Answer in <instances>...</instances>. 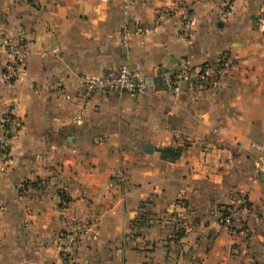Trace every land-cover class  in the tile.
I'll use <instances>...</instances> for the list:
<instances>
[{
  "label": "crops",
  "instance_id": "1",
  "mask_svg": "<svg viewBox=\"0 0 264 264\" xmlns=\"http://www.w3.org/2000/svg\"><path fill=\"white\" fill-rule=\"evenodd\" d=\"M186 1L189 19L176 0L136 7L126 50L122 0H0V264H264V0ZM224 55L212 86L163 84ZM123 65L149 93L83 96L82 77ZM237 194L246 236L220 222Z\"/></svg>",
  "mask_w": 264,
  "mask_h": 264
},
{
  "label": "built area",
  "instance_id": "2",
  "mask_svg": "<svg viewBox=\"0 0 264 264\" xmlns=\"http://www.w3.org/2000/svg\"><path fill=\"white\" fill-rule=\"evenodd\" d=\"M122 12L127 18V26L121 34L122 46L128 50L130 48V32L128 26L131 22V14L133 10L145 4V0H122ZM176 5L182 11L184 18H190V6L186 0H176ZM230 15V12L227 13ZM133 21V20H132ZM161 27V19L158 18L155 25L150 28H142L144 33L156 34ZM140 29V28H139ZM141 30V29H140ZM11 56H14L8 64L6 70V78L8 80H16L20 76V65L24 60L25 53L18 49H10ZM231 65V60L224 55L220 61L214 65L207 64L200 67H192L188 64H183L175 74L164 76L163 84L166 87L174 89L182 83H189L195 88H203L216 84L228 71ZM82 93L85 98H91L100 93H115L119 95H144L150 92L151 87L143 80L139 79L132 73L128 66L123 65L109 70L101 77L84 76L81 78ZM10 123L9 118H5L0 123V172L7 170L10 149L8 144L7 129ZM218 153L221 156V161L226 166H232L235 160V152L226 147L218 148ZM209 154L208 152L206 155ZM259 173H264V161L260 160L255 164ZM120 184L124 183L123 177L119 178ZM250 215V202L245 194H237L231 204L223 209L221 225L233 236H246L248 234ZM64 264H70L69 260L65 259Z\"/></svg>",
  "mask_w": 264,
  "mask_h": 264
},
{
  "label": "trees",
  "instance_id": "3",
  "mask_svg": "<svg viewBox=\"0 0 264 264\" xmlns=\"http://www.w3.org/2000/svg\"><path fill=\"white\" fill-rule=\"evenodd\" d=\"M162 157L165 160H170V161H176L180 158L181 156V151H173V150H161L160 151Z\"/></svg>",
  "mask_w": 264,
  "mask_h": 264
},
{
  "label": "rangeland",
  "instance_id": "4",
  "mask_svg": "<svg viewBox=\"0 0 264 264\" xmlns=\"http://www.w3.org/2000/svg\"><path fill=\"white\" fill-rule=\"evenodd\" d=\"M65 259L67 260H69V262H71V258L69 257V256H65L64 258H63V264L65 263Z\"/></svg>",
  "mask_w": 264,
  "mask_h": 264
},
{
  "label": "water",
  "instance_id": "5",
  "mask_svg": "<svg viewBox=\"0 0 264 264\" xmlns=\"http://www.w3.org/2000/svg\"><path fill=\"white\" fill-rule=\"evenodd\" d=\"M146 151H147V152L152 151V147H150V146H146Z\"/></svg>",
  "mask_w": 264,
  "mask_h": 264
}]
</instances>
